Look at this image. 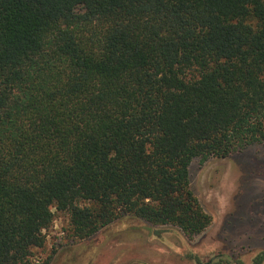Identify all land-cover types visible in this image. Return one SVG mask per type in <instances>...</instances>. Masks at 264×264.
Returning a JSON list of instances; mask_svg holds the SVG:
<instances>
[{
  "label": "trees",
  "instance_id": "16d2710c",
  "mask_svg": "<svg viewBox=\"0 0 264 264\" xmlns=\"http://www.w3.org/2000/svg\"><path fill=\"white\" fill-rule=\"evenodd\" d=\"M260 144L264 0H0V264H34L53 208L67 241L202 234L192 160Z\"/></svg>",
  "mask_w": 264,
  "mask_h": 264
},
{
  "label": "rangeland",
  "instance_id": "374dc122",
  "mask_svg": "<svg viewBox=\"0 0 264 264\" xmlns=\"http://www.w3.org/2000/svg\"><path fill=\"white\" fill-rule=\"evenodd\" d=\"M189 182L211 219L202 234L188 237L176 227L124 218L86 240L56 244L53 226L65 231L68 218L53 208L45 246L34 258L50 257L48 264H264V144L226 158L193 159Z\"/></svg>",
  "mask_w": 264,
  "mask_h": 264
},
{
  "label": "built area",
  "instance_id": "2783aa9c",
  "mask_svg": "<svg viewBox=\"0 0 264 264\" xmlns=\"http://www.w3.org/2000/svg\"><path fill=\"white\" fill-rule=\"evenodd\" d=\"M45 233H46V231L43 230V231H42V234L45 235ZM52 235H54V238H55L54 241H55V243H56V242H58V241H60L61 239L64 238L65 233H64V231H63L62 228L57 227V225L54 224ZM47 237H49V235H48ZM32 262H33L34 264H40V260H39L38 258H34V257H33Z\"/></svg>",
  "mask_w": 264,
  "mask_h": 264
}]
</instances>
